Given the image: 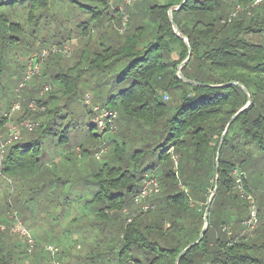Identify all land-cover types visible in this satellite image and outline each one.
<instances>
[{
	"label": "trees",
	"instance_id": "16d2710c",
	"mask_svg": "<svg viewBox=\"0 0 264 264\" xmlns=\"http://www.w3.org/2000/svg\"><path fill=\"white\" fill-rule=\"evenodd\" d=\"M23 1L19 14L17 7ZM183 1L144 4L139 0L127 12V31L120 34L110 24L119 12L111 9L109 0H62L74 17L64 15L61 19L58 16L62 13L53 12L54 0H0L3 63L6 50L14 51V58L20 47L27 53L35 43L43 45L37 37L43 32L48 35L52 23L59 33V48L71 32L85 38L73 66L55 67L49 72L53 65L46 67L47 62L56 58L59 62L60 57L48 52L43 74L33 84L36 87L46 82L53 86L52 91L48 88L40 94H46V98L33 94L34 89L20 95L34 100L44 112L32 113L21 102L23 112L16 121L30 116L39 121L31 122V130L25 129L33 138L28 136L7 145L0 158V175L8 172L23 178L37 171L42 180L53 173L52 165L42 160L48 142L67 150L61 158L66 167H72L75 158L91 156L101 161L89 180L93 192L88 200V226L90 231L102 232L108 252L99 263L94 261L102 258L101 254L89 256V264L264 263L253 255L254 250L264 248V223L253 229L243 226L246 216L240 218L244 208L249 213L247 197L254 196L249 183L254 178L253 167L264 166V1L258 5H252L251 0ZM249 1L251 5L247 6ZM169 9H173V22L187 43L174 33ZM64 22L69 27L63 26ZM98 28L102 30L93 39L90 32ZM174 51L177 60L172 57ZM185 60L182 75L201 86L189 85L177 76V67ZM117 65L123 68L106 91L107 107L100 105L113 117L104 118L106 129L100 132L90 119L88 139L93 141L92 148L74 143L76 151L70 140L77 134L73 133V115H77L74 101L84 72L103 76ZM6 90L2 89L3 104ZM168 95L175 97L173 104L165 101ZM61 99L65 101L62 106L58 105ZM245 105L247 108L228 127L216 164L221 135L231 117ZM111 119L118 123L116 131L111 130ZM6 120V115L0 116V126ZM100 151L102 154L96 158L94 155ZM152 177L159 182V192L148 198L149 207L144 211L135 203V197L145 179ZM215 181L208 228L202 240L176 263L179 254L199 238L205 210L199 202L206 201L203 196L209 188L214 189ZM18 184L24 188L21 181ZM254 204L259 217L261 210ZM223 227L234 235H228ZM239 227L258 234L262 243L258 240L260 245H254L255 239L248 234L238 236L242 230L237 231ZM6 233L21 239L10 226L0 227V264H13L11 260L18 264L27 256L34 258L31 264H50V255L42 246L28 253L22 239L24 247L15 241L8 243Z\"/></svg>",
	"mask_w": 264,
	"mask_h": 264
},
{
	"label": "rangeland",
	"instance_id": "374dc122",
	"mask_svg": "<svg viewBox=\"0 0 264 264\" xmlns=\"http://www.w3.org/2000/svg\"><path fill=\"white\" fill-rule=\"evenodd\" d=\"M127 1L128 0H109L111 9H116L118 10L117 12H119V16L112 20L110 24H112L115 31L120 34L127 31V28L129 26L128 24L130 22V16L127 12H129L130 10L132 11L133 8L131 6H133L134 3L136 4V2H138L139 0H129L130 2ZM54 2L55 4L52 6L53 12L55 14H58L59 12L62 13L61 16H58L60 19L64 18V15H67L69 18L74 17L73 12L67 6L68 3L66 4L62 2V0H54ZM140 2L144 4L155 2L164 3L165 0H140ZM250 5L251 1L248 2L247 6ZM22 6H24V1L18 4L17 11L19 12V14ZM236 8L237 10H241V7ZM262 13L264 14V10L262 11ZM134 18H137V16H135ZM117 19H119L118 22L116 21ZM63 26L69 27L67 22H64ZM48 29V35H44L43 32L40 36L37 37L38 41L43 40V42L41 43L43 45H38L40 43L37 42L34 44L31 51H28L27 53H25L23 47H20L15 51V59L12 57L14 51L12 52V50H6L5 57L3 56L2 59L5 61V63L1 62L0 60V116H3L4 111L8 110L10 112V115H6L9 120L4 123V126H0V158L2 157L3 151H6L8 147L4 145V147L2 148L1 145L6 143L9 134L12 131H17L20 139L28 136H32L33 138L32 133L28 134V132H26V127L24 124L39 121L38 118L32 120L31 116L20 122L16 121L17 117H20L21 113L23 112V107L21 112H19L17 109L12 110V106L14 103L19 101L20 95L22 96L23 93H26V90L34 89L33 94H36L35 92H37V95L39 97L45 87L49 88V91L53 90V86L50 83L46 82L42 83L41 86H33L35 81L38 79L37 77L43 74L45 67L44 65L47 62L48 57L41 61L35 60L34 62L30 60L34 54L36 55V57H39V54L43 50L50 52L52 51V49H60V46L57 45L59 33H56L57 31L54 24L52 23ZM101 30V28L94 29L90 32L89 36L95 39L99 35V32ZM52 33H56V35L52 36ZM43 35L45 37H42ZM27 36L28 35H26V39L28 38ZM252 36L253 35H251L250 37ZM49 37H52V39H50ZM31 39L34 40V37H32ZM84 40L85 38L81 37L78 33L71 32V35L67 34V36L61 42L63 43V45H61V48L64 46H69L72 53L70 56H65L58 53L60 57L59 62L57 58L55 60L50 59L47 62L46 67L50 66V64L54 67L50 66L49 72L53 71L55 67L57 69L61 66H73L78 60V55L81 50L82 42ZM261 43L264 44L263 41H261ZM0 44L2 43L0 42ZM172 57L174 60H177L178 53L176 54L175 51L172 52ZM36 62L38 63V71L36 69L33 71L31 66L35 68ZM122 68L123 67L117 65L103 76H95L89 71L84 72V80L82 81V85H80L77 99H75L74 101V110L77 115H73V123L74 125H76V128L74 127L75 130L73 131V133L77 134L75 135L74 139L72 137L70 140V143H73L71 148L75 147L74 143H82L89 149L92 148L91 146L93 145V141L88 139L90 138V119L91 122L94 123L98 128L97 132H100V130L104 131L106 129L104 128L103 120L104 118L111 117L112 115L111 113L106 112L105 110L100 108V105H102L103 107H107L106 91H108L110 84L114 83L116 75ZM13 71L14 73L11 74ZM27 76H29L28 79ZM20 82L23 83L24 88H20ZM106 82L109 85L106 84ZM15 87L18 89L19 93L16 92ZM3 88H6V91L8 92L5 98V104L2 103L3 96L1 94H3ZM86 95H89V102H86L85 100ZM40 96L41 98H46V94L45 96ZM164 98L167 103L170 102L173 104L175 101V97L173 95H168V97ZM22 102H24V105H27L28 109H30L32 113L33 111L44 112V108L38 107L37 103L32 99H22ZM64 102V99H61L58 101V105L62 106ZM96 107L100 109H97ZM2 108H6L7 110H2ZM89 111L90 114L88 113ZM111 122V125L114 127V131H116L115 127H118V123L115 122V119H111ZM100 123L102 124L100 125ZM48 144L49 148L45 150V155L42 160L45 163H48V166L52 165V169L54 172L50 175H47L44 179L41 180V176H37V171L28 172V175L24 176L23 178L15 176L14 174H9L8 172L0 175V227L10 226V228H12L14 227L15 223L19 221L28 231H30L35 241L34 248H41V246L43 247L44 245H50L57 249V252L55 254V262L59 264H89V256L99 253L101 254L100 257H102L103 254L108 252V243L103 241V237L101 235L102 232L97 230L93 232V230H89L88 223L90 216L87 212L90 209L88 200L91 197V192H93L92 184L89 182V180L93 173L101 166L102 162L96 161L91 156H89L85 159L75 158L71 161L73 164L72 167H66L64 161H62V159L64 158H62V156L67 150L63 149L62 147L53 145V143L51 142H48ZM101 148L104 147L101 146ZM75 150L77 151V147H75ZM101 154L102 152L100 151L94 156L96 158H99ZM172 159L174 163H176L175 161L177 159V155L174 154L172 156ZM253 170L254 173L252 176H254V178L249 179V183L252 189V193L255 196H252V198L254 199V202L257 203L256 205H258V208H260L261 210L259 217L258 212L256 211V216L253 221V229H258V227H260V224L262 222L264 223V166L260 167L259 169H255L253 167ZM18 180L21 181V183L24 185L23 189L18 184ZM35 181H43L45 183H36ZM46 182L54 183L48 185L46 184ZM213 192L215 194V188L208 189L206 194H204L203 196L204 198H206V201L199 202V205L201 207L205 206L206 208ZM255 198L257 201H255ZM137 206L132 204L133 208ZM80 214H83V217H81ZM250 214L251 213L246 214L244 208L242 213H240V218L242 219L244 216H246V219H248ZM73 218H76V221H71ZM78 218H80L81 220L79 221ZM237 218L239 219V217ZM13 220H15L14 223ZM213 222L214 221L212 219V223ZM82 224L84 225V228H81ZM242 224L244 226V221ZM240 229L242 230L238 233V236H241L242 234H248L249 237L255 239L253 241L254 245L259 246L262 243V240H259L258 234L255 235L249 231L244 232L243 230L245 229V227H239L237 231H239ZM66 230H69L70 232L67 233L65 232ZM223 231H226L228 235H234L233 232H231V230H229L228 228L223 227ZM95 233H98L100 235H97ZM262 234L264 235V232ZM5 239L8 243H13L15 241L17 244H21V246L24 247L21 239L14 234L11 235L9 233H6ZM258 240L260 241V244H257L256 241ZM98 241L100 242V244ZM253 252L254 256L259 257L260 259H262V262H264L263 247L260 250L257 249ZM60 257H62L64 261L60 260ZM26 258V260L18 264H31V262L34 261L33 257L27 256ZM49 258L50 256L48 257V260ZM102 261L103 257L96 258L94 262L99 263ZM11 263L17 264L14 260H11ZM39 263L42 264L43 262L40 261ZM50 264H52L51 258Z\"/></svg>",
	"mask_w": 264,
	"mask_h": 264
},
{
	"label": "built area",
	"instance_id": "2783aa9c",
	"mask_svg": "<svg viewBox=\"0 0 264 264\" xmlns=\"http://www.w3.org/2000/svg\"><path fill=\"white\" fill-rule=\"evenodd\" d=\"M112 1V0H110ZM253 2L252 5H258L260 4L262 1L264 0H251ZM127 2H130L129 0ZM52 52H55V53H60L62 55H65V56H70L72 51L70 49L69 46H64L60 49H52ZM48 55V51L46 50H43L40 54H39V57H36V55L34 54L32 56V58L30 59L31 61H41V60H44L45 57ZM38 67V63L36 62V65H35V68L31 66V68L33 69V71L37 69ZM36 71V72H37ZM29 78V76H27V79ZM23 87V83H21L20 85V88ZM48 88H44L43 89V92L47 91ZM41 92V94L43 93ZM86 102H89V95H86V98H85ZM22 98L19 97V101H17L16 103L13 104L12 106V110H21L22 108ZM4 115H10V112L9 113H6ZM111 116V115H109ZM113 117V115L111 116ZM103 123H104V120H103ZM102 123H100L101 125ZM26 129L28 130H31L32 127L34 126V123H25L24 124ZM113 127V126H112ZM104 128H105V123H104ZM114 128V127H113ZM112 131H114V129H111ZM20 139L17 131H12L10 134H9V137H8V140L6 141L5 144L1 145V147L3 148L4 145H8L10 144L11 142L13 141H18ZM159 192V182L156 178L152 177V178H146L144 183H143V186L141 187L140 189V192L138 193V195L135 197V203L137 205H139L144 211L146 209H148L149 205L147 204L148 203V198H150L151 196L157 194ZM247 200L249 202V213L250 216L249 218L244 221V224L250 228H253V221L255 219V216H256V207H255V204H254V199L252 197H247ZM128 222H130V219H128ZM11 231L12 232H15L16 234H18L21 239L23 240V242L26 244V249H27V252L28 253H31L34 249V245H35V241L30 233V231H28L19 221H17L14 225V227L11 228ZM43 249L50 255V258L52 259V264H59L57 262H55V254L57 252V249L50 246V245H44L43 246ZM54 258V259H53Z\"/></svg>",
	"mask_w": 264,
	"mask_h": 264
},
{
	"label": "water",
	"instance_id": "95a60500",
	"mask_svg": "<svg viewBox=\"0 0 264 264\" xmlns=\"http://www.w3.org/2000/svg\"><path fill=\"white\" fill-rule=\"evenodd\" d=\"M185 1V0H184ZM183 1V2H184ZM180 6H178V7H176L175 9H177V8H179ZM172 11H173V9H169L168 10V18H169V21H170V23H171V25H172V28H173V31H174V33L177 35V36H179L180 37V34H179V31H178V29H177V26L175 25V23L173 22V19H172V16H171V13H172ZM185 43H187V39H186V37H180ZM189 53L191 52L190 50L188 51ZM185 62H186V60L185 61H183L178 67H177V72H176V74H177V76L182 80V81H184L185 83H188L189 85H194V86H201L202 84H199V83H196L195 81H192V80H188V79H186L183 75H182V73H181V68H182V66L185 64ZM227 86V85H226ZM247 106L248 105H245L243 108H241L236 114H234L232 117H231V119L229 120V122L227 123V125H226V127H225V129H224V131H223V133H222V135H221V138H220V141H219V144H218V148H217V151H216V157H215V163L217 164V162H218V156H219V150H220V147H221V144H222V140L224 139V136H225V134H226V132H227V130H228V127H229V125L232 123V121L243 111V110H245L246 108H247ZM216 182L217 181H215V186H214V188H216ZM213 195H214V192H213V194L211 195V197H210V199H209V201H208V203H207V206H206V208H205V211H204V215H203V222H204V224H203V227H202V229H201V231H200V234H199V238H198V240L197 241H195L194 243H192V244H190V245H188L180 254H179V256H178V258H177V260H176V263L179 261V259L188 251V250H190L193 246H195L196 244H198L201 240H202V238H203V236H204V234H205V232H206V230H207V228H208V225H207V216H208V210H209V208H210V205H211V202H212V198H213Z\"/></svg>",
	"mask_w": 264,
	"mask_h": 264
},
{
	"label": "crops",
	"instance_id": "0c3cea01",
	"mask_svg": "<svg viewBox=\"0 0 264 264\" xmlns=\"http://www.w3.org/2000/svg\"><path fill=\"white\" fill-rule=\"evenodd\" d=\"M2 110H5L4 108H2ZM7 111H4L3 113L5 114ZM4 114H3V116H4ZM9 120V119H8ZM8 120H6V122L8 121ZM5 125V124H4ZM3 125V126H4Z\"/></svg>",
	"mask_w": 264,
	"mask_h": 264
}]
</instances>
